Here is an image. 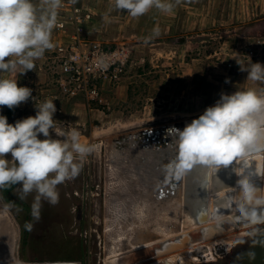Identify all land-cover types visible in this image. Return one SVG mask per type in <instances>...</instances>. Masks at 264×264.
Instances as JSON below:
<instances>
[{"label":"rangeland","instance_id":"rangeland-1","mask_svg":"<svg viewBox=\"0 0 264 264\" xmlns=\"http://www.w3.org/2000/svg\"><path fill=\"white\" fill-rule=\"evenodd\" d=\"M63 5L58 17L61 20L74 14V11L70 12L74 7L70 6L84 5L81 25L85 28V37H88L87 47H93L96 42L110 50L127 47L126 66H121L124 72L119 79L100 83L102 100L88 101L85 91L76 95L60 91L54 79L58 72L53 76L50 66H53L59 45L65 44L72 36L75 30V23H72L66 32L60 27L53 30L55 48L46 51L44 57L35 62L33 71L19 76V69L0 73V77L17 79L18 86L32 89V98L26 103L13 110L0 107V115L12 110L7 116L10 124L35 116V105L53 100L57 108L54 114L57 128L64 131L76 128L81 133V143L94 145V152L85 160L78 177L57 186L59 203L53 206L42 202L41 219L31 231L24 225L32 220L31 204L35 192L21 201L18 186L0 190V212L5 214H0V219L13 224L8 236L14 241V232L17 233L18 260L23 264L54 260L109 264L111 262L106 258L115 246L116 236L118 241L119 232L126 230L123 227L134 210V206L126 203H132L138 196V192L130 191L126 183L121 187L117 182L124 181L122 168L127 162L123 160L124 152L118 147L120 142L116 138L148 127L196 119L207 107L215 104L221 93L264 87V84L247 80V72H241L237 64H264V46L255 43L258 37L260 41L264 39V0H182L172 13L152 10L139 18H132L127 12L110 10L114 0H78L76 4L63 0ZM157 27L161 34L146 39ZM86 30L91 31L90 36ZM244 47L253 49L254 53L258 51V59L246 57ZM50 134L57 138L54 132ZM39 138L44 139L42 135ZM150 160H153L151 155ZM159 161H153V169L156 170L155 163ZM143 166H140L139 173ZM128 173L127 176L134 175ZM133 177L136 178V174ZM151 182L146 178L141 183H131L141 187L147 197L146 186ZM156 183L160 186L159 180ZM121 195H124L122 201L119 200ZM119 202L124 211L129 209L127 215L121 214L122 224L120 219L115 220L113 212ZM17 208L23 211L18 212ZM158 217H162L159 228L163 230L173 219L167 213ZM262 225L264 223L253 224L247 230L250 232ZM236 234L235 238L242 239L247 235L242 231ZM235 238L231 239L232 244L226 239L217 241L211 245L212 250L201 246L193 255L198 258L190 257L183 264H209L210 261L205 259H212L213 255L218 258L223 252L230 251ZM126 241L120 243L123 249L130 248L128 242L131 240ZM168 254L138 258L132 264H165L163 260L170 258Z\"/></svg>","mask_w":264,"mask_h":264},{"label":"clouds","instance_id":"clouds-1","mask_svg":"<svg viewBox=\"0 0 264 264\" xmlns=\"http://www.w3.org/2000/svg\"><path fill=\"white\" fill-rule=\"evenodd\" d=\"M76 4L78 0H69ZM182 0H114L110 10L127 12L139 18L152 10L172 13ZM63 0H0V73L26 74L33 71L36 61L46 51L55 48L53 30L58 26L59 10ZM154 28L152 39L160 35ZM247 80L264 84V64L245 65L237 62ZM106 70L107 64L101 61ZM227 82V81H226ZM32 98V89L18 86V80L0 77V107L15 109ZM34 99V98H33ZM35 116L10 124L0 115V190L18 186V198L27 199L35 192L31 204V221L24 227L31 231L41 219L43 201L50 205L59 203L57 186L74 180L83 169L85 160L94 152V145L80 142L78 129L68 131L57 128L53 100L35 105ZM264 113V87L237 90L232 94L221 93L213 106L193 119L176 134L177 155L166 171L180 179L194 166L210 171L228 167L233 161L246 156L248 146L264 134V122L256 119ZM54 132L57 138L50 134ZM44 139H40V136ZM10 154L11 159L6 157ZM237 184L242 204L240 211L252 224L264 223V190L254 181L240 177ZM17 211H23L17 208Z\"/></svg>","mask_w":264,"mask_h":264},{"label":"bare ground","instance_id":"bare-ground-1","mask_svg":"<svg viewBox=\"0 0 264 264\" xmlns=\"http://www.w3.org/2000/svg\"><path fill=\"white\" fill-rule=\"evenodd\" d=\"M191 121L192 119L188 120L187 122L184 120L186 124L191 123ZM134 132L132 131L121 134L118 138H116V140L121 143L117 142V144L115 142L118 147H121L120 150L124 152L123 160L127 162V165L125 162V164L123 163L124 167L122 168V178L124 181L120 182V180H118L117 182L121 187L126 183L130 191L133 190L138 192V196H135L136 199H133L132 203H126L127 206H134V210L131 213V216L127 217L126 225L123 227L126 230L122 229V231L119 232L118 241L116 236L115 246L111 248L106 258L107 262H111L109 264H132L133 262L137 261L138 258H148L154 256L155 250L162 248L160 241L161 239H165L166 237V239L169 238L171 240H175L176 237L181 236V234H178L181 230H186L189 228H193L192 236L194 237V240H191L189 245L186 247L169 252L170 254H168V256H170V258L167 257L163 260L165 264H183L189 260L190 257H193L195 250H198L201 248V246L205 248L208 247L212 250L213 247L211 245L217 243L219 240L226 239L230 241V244H232L231 239L237 236V231H242V233L247 234L249 230L247 227H251L253 224L243 215L240 217V219L235 218V214L237 212H241L240 206L242 204L241 201L240 204H238L237 189L239 186L237 181L240 179V177L244 176H252L254 179L253 181H260V179L263 178L262 174L260 175V173L261 170H263L264 165L257 163L256 160H253L255 161L254 163H250V156H246L242 159L234 161V163L228 167L222 166L218 171H210L203 166L196 165L189 172L182 176V180H175L174 176L170 175L166 171V167L168 165L166 161H173L177 155L176 135L171 137L172 134H169L168 137L170 138L168 139L167 144L164 146V148L161 147L158 150L154 146L148 148L147 144L149 145V143L147 140H142L135 137L134 139ZM115 150L113 149V151ZM116 151H118V155L119 149ZM123 152L120 154L122 155ZM150 155L152 156L153 160H150ZM163 156H167L166 159L163 158ZM156 160L161 161L155 163V170L153 169V161ZM244 161H247V164H245L243 167L245 170L241 169V163ZM165 163L166 165H164ZM117 165L120 166L119 164ZM142 165H144L142 167L143 169H141L142 171L139 173L140 166ZM163 165L165 166L164 168L157 170V168L162 167ZM143 171H145V173ZM127 172H129L128 174H130V172L132 174L133 172L134 175L136 174V178L133 177L134 175L132 176L133 178L131 176H127ZM137 172L140 174V176ZM127 178H131V180L128 181ZM146 178L152 181L146 186L148 200H146L147 197L144 196L146 193L144 194V191H142L141 187L138 188L137 185L131 183H141V181H144ZM158 180L160 181V186L156 185ZM129 182L131 184H129ZM200 185H204V191L207 193L206 212L204 213L206 214V219L208 218L211 220V209L217 206L219 207L218 212H222L223 214L220 216L218 215L219 217L216 223H221L222 226L226 228L230 227L231 231L208 239L202 236V230L204 226L203 224L196 221V217H198V211L200 209V206L197 205V202L201 195L195 194V192L200 191L198 189ZM178 187H181V189ZM234 191L236 193H234ZM123 197L124 195H121L119 200H124ZM118 206L119 207L113 212L115 215V220L117 221L120 219L119 223L122 224L123 219H121V214L125 215L126 211L129 213V209L124 211L123 204L120 202ZM166 213L173 217V219L168 222L167 229L165 228V230H163V228H159V220L162 217H156L157 215H165ZM0 214L5 215L2 212H0ZM12 227L13 224L10 223L9 220L0 219V264H23L19 262L14 253L15 246L17 245L16 233L14 232V241H12L8 236L11 234L10 229ZM129 227H131V229ZM127 228L130 230L128 231ZM158 229L162 230L159 231ZM8 238L9 240H7ZM124 240H131L129 242L126 241L128 244L130 243L129 249H123L120 247V243L124 242ZM199 255L202 256L201 252ZM212 257L214 260L216 256L213 255ZM193 258L197 259L198 256H194ZM210 258L211 257H208L205 260L211 261L212 259ZM33 263L35 264L37 262Z\"/></svg>","mask_w":264,"mask_h":264},{"label":"built area","instance_id":"built-area-1","mask_svg":"<svg viewBox=\"0 0 264 264\" xmlns=\"http://www.w3.org/2000/svg\"><path fill=\"white\" fill-rule=\"evenodd\" d=\"M70 7H74V10L70 8V12L74 11V14H70L65 20L58 19L57 27L66 32L69 24L75 23V30L65 44L59 45L53 58L54 67L51 65L50 68L53 76L58 72L54 79L60 91L69 95L85 91L88 101L96 98L102 100L100 83L102 85L105 80L119 79L126 66L128 48L117 47L110 50L97 42L93 47H87L88 37H85V28L81 25L84 5ZM255 43L264 46V39L260 41L258 37ZM243 50L244 55L247 53L245 56L249 59H258L256 54L258 51L254 53L253 49L245 47ZM101 61L108 65L106 70L101 66ZM121 66H124L123 69Z\"/></svg>","mask_w":264,"mask_h":264},{"label":"water","instance_id":"water-1","mask_svg":"<svg viewBox=\"0 0 264 264\" xmlns=\"http://www.w3.org/2000/svg\"><path fill=\"white\" fill-rule=\"evenodd\" d=\"M256 119L260 120L261 122H264V113L257 114ZM186 125L187 124L184 122V120H182L179 123H174V124L169 123V124H166L164 126H159V127H148L142 131L137 132L138 134L134 133L133 138L135 137V138H139L142 140H147L149 143V145L146 143L148 148L151 146H154L155 148L159 150L161 147L164 148V146L167 144L168 139L170 138L168 137L169 134H172L171 137L176 135L175 132H172L173 129L183 130V128ZM246 156H250L249 157L251 158L249 159L250 163H254L255 161L253 160H256L257 163L264 165V134H262L261 137L257 139L256 142L248 146ZM170 162L171 161L169 162L166 161V163L168 164ZM166 163L164 165H166ZM245 164H247V161H244L241 163V169L245 170L243 168ZM261 174L263 178H261L260 181H254V184L258 189L264 190V167H263V170H261L260 175ZM247 177L254 180L252 176H247ZM174 179L176 180L175 177ZM180 179L182 180V176ZM179 183H180V180H179ZM178 188L181 189V187H178ZM198 189L200 191L195 192V194L201 195V197L198 199V202H197V205L200 206V209L198 211V217H196V221L203 224L204 226L202 230V236L208 239V238H212V237H215V236L231 231L230 227L226 228V227H223L221 223H216L218 220V217L223 214L222 212L221 213L218 212L219 207L217 206L211 209L212 210L211 220L208 218L206 219V214L204 213L206 212V205H207L206 194L207 193H205L204 191L205 189L204 185H200ZM234 193L236 192L234 191ZM237 193H238L237 194L238 204H240V201L242 202V200H241L239 188L237 189ZM242 215L243 214L241 212L240 213L237 212L235 214V218L240 219ZM192 231H193V228L181 230L180 233H178V234H181V236L176 237L175 240H171L169 238L166 239V237L165 239H161L160 241H161L162 248L156 249L154 256H151V257H158L161 255L167 254L169 252L175 251L177 249L186 247L187 245H189L191 240H194V237L192 236ZM16 238H17V241H16L17 245L15 246L14 253L17 259H19L18 258L19 238H18L17 233H16ZM7 240H9V238ZM242 242H245V243L239 250L236 251L234 261L232 264H264V226L258 229L255 228L254 230L248 232L247 235L243 236V239L242 237L235 238L236 245L241 244ZM35 264H82V262L79 260H55V261H38Z\"/></svg>","mask_w":264,"mask_h":264},{"label":"flooded vegetation","instance_id":"flooded-vegetation-1","mask_svg":"<svg viewBox=\"0 0 264 264\" xmlns=\"http://www.w3.org/2000/svg\"><path fill=\"white\" fill-rule=\"evenodd\" d=\"M245 242L241 244H235L230 251L223 252L218 256V258L210 261L209 264H232L234 261L235 253L239 250Z\"/></svg>","mask_w":264,"mask_h":264},{"label":"crops","instance_id":"crops-1","mask_svg":"<svg viewBox=\"0 0 264 264\" xmlns=\"http://www.w3.org/2000/svg\"><path fill=\"white\" fill-rule=\"evenodd\" d=\"M178 20H179V18H177ZM86 33L88 34V36H90V34H91V31H88V30H86ZM105 35V34H104ZM92 36H93V34H92ZM184 40V39H183ZM12 75H14V74H12ZM18 76H19V72H18V74H17ZM14 77H16V76H14ZM8 78H10L9 76H8ZM15 79V78H14ZM7 159H11V156H10V154L6 157ZM5 237V236H4Z\"/></svg>","mask_w":264,"mask_h":264},{"label":"trees","instance_id":"trees-1","mask_svg":"<svg viewBox=\"0 0 264 264\" xmlns=\"http://www.w3.org/2000/svg\"><path fill=\"white\" fill-rule=\"evenodd\" d=\"M13 110V109H12ZM12 110H10V111H6L5 113H4V115L7 117L11 112H12Z\"/></svg>","mask_w":264,"mask_h":264},{"label":"snow or ice","instance_id":"snow-or-ice-1","mask_svg":"<svg viewBox=\"0 0 264 264\" xmlns=\"http://www.w3.org/2000/svg\"><path fill=\"white\" fill-rule=\"evenodd\" d=\"M233 163H234V161H233ZM233 163H232V164H233Z\"/></svg>","mask_w":264,"mask_h":264}]
</instances>
